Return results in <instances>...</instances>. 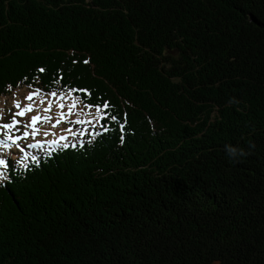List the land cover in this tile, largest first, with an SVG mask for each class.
<instances>
[{
  "label": "trees",
  "instance_id": "trees-1",
  "mask_svg": "<svg viewBox=\"0 0 264 264\" xmlns=\"http://www.w3.org/2000/svg\"><path fill=\"white\" fill-rule=\"evenodd\" d=\"M24 88L101 117L4 159L0 264H264V0H0Z\"/></svg>",
  "mask_w": 264,
  "mask_h": 264
},
{
  "label": "rangeland",
  "instance_id": "rangeland-1",
  "mask_svg": "<svg viewBox=\"0 0 264 264\" xmlns=\"http://www.w3.org/2000/svg\"><path fill=\"white\" fill-rule=\"evenodd\" d=\"M33 116L38 118L34 124ZM100 117L99 110L82 106L71 93L49 96L25 88L13 90L0 96V159L25 162L39 148H55L57 141L74 143L82 135L73 127L97 128Z\"/></svg>",
  "mask_w": 264,
  "mask_h": 264
},
{
  "label": "clouds",
  "instance_id": "clouds-1",
  "mask_svg": "<svg viewBox=\"0 0 264 264\" xmlns=\"http://www.w3.org/2000/svg\"><path fill=\"white\" fill-rule=\"evenodd\" d=\"M225 154L228 159L233 162H237L240 158L246 155V152L241 147L227 145L225 147Z\"/></svg>",
  "mask_w": 264,
  "mask_h": 264
},
{
  "label": "snow or ice",
  "instance_id": "snow-or-ice-1",
  "mask_svg": "<svg viewBox=\"0 0 264 264\" xmlns=\"http://www.w3.org/2000/svg\"><path fill=\"white\" fill-rule=\"evenodd\" d=\"M18 115H23V112H21V113H18ZM38 118L37 117H35V116H33L32 117V122H33V124L36 122V120H37ZM11 125H4V127H10ZM8 137H6V139H7ZM13 143H15V139H13ZM0 167H7V163H6V161L5 160H3V159H0ZM3 173H0V175H2Z\"/></svg>",
  "mask_w": 264,
  "mask_h": 264
},
{
  "label": "bare ground",
  "instance_id": "bare-ground-1",
  "mask_svg": "<svg viewBox=\"0 0 264 264\" xmlns=\"http://www.w3.org/2000/svg\"><path fill=\"white\" fill-rule=\"evenodd\" d=\"M11 158V157H10Z\"/></svg>",
  "mask_w": 264,
  "mask_h": 264
}]
</instances>
